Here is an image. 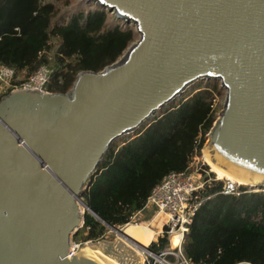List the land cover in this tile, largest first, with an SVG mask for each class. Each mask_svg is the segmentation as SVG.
<instances>
[{"label":"water","instance_id":"obj_1","mask_svg":"<svg viewBox=\"0 0 264 264\" xmlns=\"http://www.w3.org/2000/svg\"><path fill=\"white\" fill-rule=\"evenodd\" d=\"M85 1L131 23L137 38L99 71H78L63 93L0 97V264H141L116 238L72 251L80 206L121 232L81 194L111 142L200 79L224 90L204 153L264 188V0Z\"/></svg>","mask_w":264,"mask_h":264},{"label":"trees","instance_id":"obj_2","mask_svg":"<svg viewBox=\"0 0 264 264\" xmlns=\"http://www.w3.org/2000/svg\"><path fill=\"white\" fill-rule=\"evenodd\" d=\"M59 1L66 3L0 0V65L29 75L44 64L49 69L44 90L63 93L78 71H99L116 60L133 41L134 30L105 28L106 11L98 5L71 14L64 24H51ZM204 81L163 106L126 139L111 142L81 194L105 223L117 227L127 222L166 172L187 169L193 153L199 154L215 119L213 97L222 89L218 80ZM9 90L0 91V97ZM220 186L210 180L198 190L200 204L183 238L184 256L191 264H264V190L242 192L244 187L238 186L240 193L225 195ZM82 217L74 242L103 235V224L86 211ZM166 244L164 236L156 235L148 249L157 253Z\"/></svg>","mask_w":264,"mask_h":264},{"label":"built area","instance_id":"obj_3","mask_svg":"<svg viewBox=\"0 0 264 264\" xmlns=\"http://www.w3.org/2000/svg\"><path fill=\"white\" fill-rule=\"evenodd\" d=\"M24 71L15 72L12 68L6 65H0V91L9 87L23 89H39L44 90V85L48 81L49 69L46 65H39L31 74L24 75ZM12 81H17L18 84L12 85ZM211 106L214 108V97ZM206 135V134H205ZM196 153H193L195 155ZM192 157V156H191ZM197 172L198 169H193ZM207 180H201L194 183L187 173V169L181 171L170 170L166 172L161 179L150 189L147 197L144 200L142 207L147 204L153 205L156 213H162L166 218V223L156 233V235L164 236L167 244L157 253H153L148 249V241L146 247H142L139 251L143 257L141 264H191L184 256L182 242L185 233L188 230V225L191 222L192 215L200 204L197 197V192L202 188L203 183ZM235 182L226 179L220 186L221 194H238V185ZM133 214L129 220L122 225L121 229L127 223L138 224ZM121 238V237H119ZM123 240V239H122ZM174 240V242H173ZM129 241V240H128ZM126 245L133 249V243ZM79 243L71 242L72 251L76 249ZM133 247H132V246ZM239 264V263H237ZM249 264V263H241Z\"/></svg>","mask_w":264,"mask_h":264},{"label":"rangeland","instance_id":"obj_4","mask_svg":"<svg viewBox=\"0 0 264 264\" xmlns=\"http://www.w3.org/2000/svg\"><path fill=\"white\" fill-rule=\"evenodd\" d=\"M65 1H66V3H64V1H59V2L54 3V5L57 9V14L52 18L51 24H64L67 22V20L69 19L71 14H73L77 11L85 12L87 10H92L95 8V5H96L93 2H86L85 0H65ZM113 25H117L119 28H125V27L133 28V25L131 23L125 22V21H122L119 19H115V17L111 13L106 11V22H105L104 27L110 28ZM133 30H134V28H133ZM136 38H137V34L134 31L133 41ZM51 41H52V43H55V41L53 39ZM24 75H27V74L25 73ZM204 80L205 79H200V80L194 81L189 86L185 87V90L179 96H176L172 100V102H175L180 96H183L196 83L203 85L206 82ZM223 97H224L223 88L219 89V92L214 95V103H215L214 107L216 110L215 111V117L217 116V112L221 107ZM172 102H170V103H172ZM159 110H157V111H159ZM129 134L130 133L121 135V136L117 137L114 141L116 143H119L122 140L126 139L129 136ZM206 141H207V138L205 135V139L202 143V146H204ZM202 146L199 149V154L192 155V157L190 158V160L187 164V173L190 174V177L194 183L199 182V181L205 179V177H206L207 179H205V180H207V182H209L210 180H213V181H220L222 184L226 179L221 178L217 172H215L211 169V167L209 166V164L206 162V160L203 157V149H202L203 147ZM204 165H206V167H204ZM194 168L198 169L197 172H195L193 170ZM237 185L244 187V190H241L242 192L264 190L263 188L262 189L261 188H253L254 186L249 187L247 185H242V184H236V187H237ZM239 191H240V188H239ZM83 212H84V210H81V214ZM134 220L138 224H142V225L147 226L148 229H151L156 233H158V231L161 229V227L163 225H165V223H166L165 216L162 213H156V209L151 204L150 205L147 204L144 207H142L139 210V212L137 213ZM156 233L154 234L155 237H156ZM114 238H117V234H115L113 231H109V229L106 228L103 235H101V237H99L97 239H105V240L110 241V240H113ZM97 239H95V240H97ZM117 239L119 240V238H117ZM71 241L74 242L72 240V238H71ZM87 241H90V240H87ZM91 241H93V240H91ZM74 243H77V242H74Z\"/></svg>","mask_w":264,"mask_h":264},{"label":"bare ground","instance_id":"obj_5","mask_svg":"<svg viewBox=\"0 0 264 264\" xmlns=\"http://www.w3.org/2000/svg\"><path fill=\"white\" fill-rule=\"evenodd\" d=\"M203 157L206 160V162L209 164L211 169L213 171L217 172L221 178L228 179V180L233 181L237 184L255 186V184H253L251 182L244 183V182H241L239 180H236L233 177H231L228 174L221 171L219 168L214 166V164L208 159V157L204 153V150H203ZM80 210H83V208L81 206H80ZM113 232L115 234H117V238L121 237V238H119V240L122 243H124L125 246H126L125 242H127L128 245H130L131 243H133L135 245L134 247L131 245L133 247L132 251L140 256L141 261L143 260V257L139 251L142 249V247H144L145 244L148 243V241H150L153 238V234H154V231L151 229H148L147 226L142 225V224H133V223H127L126 225H124V227L121 229V232L120 231L118 232L117 230H115V231L113 230ZM128 242H131V243H128ZM173 242H174V240H173Z\"/></svg>","mask_w":264,"mask_h":264},{"label":"crops","instance_id":"obj_6","mask_svg":"<svg viewBox=\"0 0 264 264\" xmlns=\"http://www.w3.org/2000/svg\"><path fill=\"white\" fill-rule=\"evenodd\" d=\"M139 212V210L138 211H136L134 214H136L137 215V213ZM136 215H135V217H136ZM156 232H154V234H155ZM153 234V238L152 239H154V237H155V235Z\"/></svg>","mask_w":264,"mask_h":264}]
</instances>
